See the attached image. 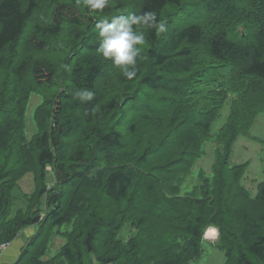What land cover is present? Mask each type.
Returning a JSON list of instances; mask_svg holds the SVG:
<instances>
[{
	"label": "trees",
	"instance_id": "16d2710c",
	"mask_svg": "<svg viewBox=\"0 0 264 264\" xmlns=\"http://www.w3.org/2000/svg\"><path fill=\"white\" fill-rule=\"evenodd\" d=\"M43 2L0 0V51L19 42ZM121 2L102 11L55 2L48 24L65 25L69 40L61 77L45 58L30 69L12 63L13 107L0 104V245L34 226L12 264H192L213 225L223 264H264V178L251 196L246 164L230 161L234 140L264 111V0H203L219 11L206 43L196 22L166 35L135 26L146 42L131 80L98 51L95 23ZM169 5L182 0H129L125 15L154 11L161 22ZM83 90L93 99L81 101ZM32 94L41 99L26 136ZM225 105L212 173L183 190ZM29 172L32 191L12 194Z\"/></svg>",
	"mask_w": 264,
	"mask_h": 264
},
{
	"label": "rangeland",
	"instance_id": "374dc122",
	"mask_svg": "<svg viewBox=\"0 0 264 264\" xmlns=\"http://www.w3.org/2000/svg\"><path fill=\"white\" fill-rule=\"evenodd\" d=\"M56 1L59 0H45V2L38 4L33 11L32 21L26 27L23 36L13 47L8 46L5 50L0 51V105L3 110H8L13 107L11 82L15 79L14 74L11 73V66L16 58L25 59L28 69L37 59H48L54 65L58 71V77H61V60L67 54L66 50L69 45L67 32L65 25L51 26L48 23H52V9ZM129 0H122V7H116L112 9L110 15L102 18L95 23L96 31L99 33L97 25L104 20H111L114 16L125 15L127 8L126 3ZM245 0H241L243 2ZM246 5V3H245ZM208 6V5H207ZM209 7V6H208ZM212 7V8H211ZM208 9L203 0H182V5L179 7L166 6L163 9L161 22L167 25V31L163 34H167L170 29H176L186 22H196L203 26L204 42L210 37L212 28L219 11L212 5ZM36 25H39L37 27ZM241 31V29L239 30ZM34 33L35 39L29 40L30 36ZM161 34V35H163ZM48 36L50 37L48 39ZM62 37V38H58ZM38 40L47 41L43 47H37L36 42ZM59 41V43L57 42ZM80 40V39H78ZM81 41V40H80ZM34 42V43H33ZM73 43V42H72ZM76 43V41L74 42ZM205 44L198 45V48L204 49ZM7 83V84H6ZM6 84V85H5ZM55 89L53 88V91ZM46 91V88H45ZM52 91V93H53ZM2 99L5 100L3 104ZM40 96L32 94L26 106V120H25V134L30 135L32 113L34 108L40 101ZM11 101V102H10ZM229 114L228 106L225 105L223 109L215 114L212 118V133L211 137L206 139L203 143L204 153L194 163L192 171L186 182L182 183L181 188L183 190L190 189L194 184L198 183L200 173L209 176L212 173V164L215 157V141L214 132L224 124ZM227 116V117H226ZM118 116L115 115L114 119ZM31 120V122H30ZM33 125V124H32ZM230 161L234 164L245 163L246 168L241 177L242 186L248 191L251 196H255L258 191V186L264 178V111H259L252 124L249 126L246 132H241L234 140L230 153ZM32 172L25 174L22 179L10 186L11 193L16 196L24 191L30 193L34 186ZM52 179L49 178V181ZM64 197V196H63ZM15 206V204H13ZM19 207V206H18ZM209 228H215L213 225L207 227L203 235V254L200 259L196 258L192 264H223L224 256L222 252L214 247V243L218 239V231L214 236H207V230ZM60 240V241H59ZM59 243H55L56 246L61 244L62 240L59 238ZM216 254V255H215Z\"/></svg>",
	"mask_w": 264,
	"mask_h": 264
},
{
	"label": "clouds",
	"instance_id": "9594fccd",
	"mask_svg": "<svg viewBox=\"0 0 264 264\" xmlns=\"http://www.w3.org/2000/svg\"><path fill=\"white\" fill-rule=\"evenodd\" d=\"M83 2L90 9L102 11L108 6L109 0H83ZM135 26L147 27L160 34L167 31V25L157 21V14L154 11L144 12L140 15L129 13L114 16L111 20H104L97 25L99 53L106 60H110L114 66L121 68L123 75L130 80L137 75L140 46L146 42L144 33L138 31ZM76 95L81 101H90L94 97V93L90 90L79 91ZM210 231L218 230L213 228Z\"/></svg>",
	"mask_w": 264,
	"mask_h": 264
},
{
	"label": "crops",
	"instance_id": "0c3cea01",
	"mask_svg": "<svg viewBox=\"0 0 264 264\" xmlns=\"http://www.w3.org/2000/svg\"><path fill=\"white\" fill-rule=\"evenodd\" d=\"M31 191L32 189L28 192ZM34 232H35L34 226H28L24 228L19 233V235L11 241L10 245L0 253V264H12L18 258V255L21 249L23 248L24 244L27 242L28 238L31 237L34 234Z\"/></svg>",
	"mask_w": 264,
	"mask_h": 264
},
{
	"label": "built area",
	"instance_id": "2783aa9c",
	"mask_svg": "<svg viewBox=\"0 0 264 264\" xmlns=\"http://www.w3.org/2000/svg\"><path fill=\"white\" fill-rule=\"evenodd\" d=\"M10 245L9 242H4L0 245V253Z\"/></svg>",
	"mask_w": 264,
	"mask_h": 264
},
{
	"label": "bare ground",
	"instance_id": "6f19581e",
	"mask_svg": "<svg viewBox=\"0 0 264 264\" xmlns=\"http://www.w3.org/2000/svg\"><path fill=\"white\" fill-rule=\"evenodd\" d=\"M210 229H213V228H209V229L207 230V236H214L215 232L210 231Z\"/></svg>",
	"mask_w": 264,
	"mask_h": 264
}]
</instances>
